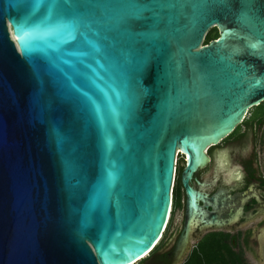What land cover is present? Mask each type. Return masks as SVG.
<instances>
[{
  "label": "water",
  "instance_id": "obj_1",
  "mask_svg": "<svg viewBox=\"0 0 264 264\" xmlns=\"http://www.w3.org/2000/svg\"><path fill=\"white\" fill-rule=\"evenodd\" d=\"M263 102L264 0H0V264L145 259L178 152L229 223L188 181Z\"/></svg>",
  "mask_w": 264,
  "mask_h": 264
},
{
  "label": "flooded vegetation",
  "instance_id": "obj_2",
  "mask_svg": "<svg viewBox=\"0 0 264 264\" xmlns=\"http://www.w3.org/2000/svg\"><path fill=\"white\" fill-rule=\"evenodd\" d=\"M225 148L229 149V166L238 165L243 173L239 180L231 183H226L222 175L216 179V154ZM206 155L205 164L199 166L188 181L201 194L196 204L220 218L231 213L232 220L223 226L210 227L205 226L199 212L188 214L187 188L182 181L187 156L180 154L176 157L173 178L178 193L177 206L161 245L143 264H184L195 251H200L207 237H214L217 246L233 251L244 264H264V102L251 108L231 134L210 145ZM188 221L191 227L188 240L178 257L174 251Z\"/></svg>",
  "mask_w": 264,
  "mask_h": 264
},
{
  "label": "trees",
  "instance_id": "obj_3",
  "mask_svg": "<svg viewBox=\"0 0 264 264\" xmlns=\"http://www.w3.org/2000/svg\"><path fill=\"white\" fill-rule=\"evenodd\" d=\"M218 35H219V31L217 28L214 27L210 29V31L207 33L205 37L204 43L205 44L209 43L213 39H216ZM177 195H178L177 187L175 186L173 190L174 208L175 206H177ZM160 245L161 243L159 242L157 247L154 249V251L157 250ZM148 257L149 256L139 261L137 264H143V262ZM184 264H244V263L233 251H230L229 249L224 248L221 245L217 246L214 237H207L202 241L200 251H195Z\"/></svg>",
  "mask_w": 264,
  "mask_h": 264
},
{
  "label": "clouds",
  "instance_id": "obj_4",
  "mask_svg": "<svg viewBox=\"0 0 264 264\" xmlns=\"http://www.w3.org/2000/svg\"><path fill=\"white\" fill-rule=\"evenodd\" d=\"M229 149L225 148L216 154V179L222 175L226 183L233 180H239L242 177V169L240 166L230 167Z\"/></svg>",
  "mask_w": 264,
  "mask_h": 264
},
{
  "label": "built area",
  "instance_id": "obj_5",
  "mask_svg": "<svg viewBox=\"0 0 264 264\" xmlns=\"http://www.w3.org/2000/svg\"><path fill=\"white\" fill-rule=\"evenodd\" d=\"M179 155H180V153L178 152V153H177V157H178ZM176 159H177V158H176ZM175 164H177V160H176ZM174 177H175V174H174ZM173 188H174V183H173V185H172V191H171V194H173ZM173 209H174V207H173V205H172V209H171V213H170V216H169L168 224H169V221H170V218H171V214H172ZM166 229H167V228H166ZM166 229H165L164 232H166ZM162 238H163V236L160 238V240H161Z\"/></svg>",
  "mask_w": 264,
  "mask_h": 264
},
{
  "label": "snow or ice",
  "instance_id": "obj_6",
  "mask_svg": "<svg viewBox=\"0 0 264 264\" xmlns=\"http://www.w3.org/2000/svg\"><path fill=\"white\" fill-rule=\"evenodd\" d=\"M139 17H141V16H139L137 14H133L132 16L129 17V19H137ZM19 26H20L21 30L24 31L25 26L24 25H19Z\"/></svg>",
  "mask_w": 264,
  "mask_h": 264
},
{
  "label": "rangeland",
  "instance_id": "obj_7",
  "mask_svg": "<svg viewBox=\"0 0 264 264\" xmlns=\"http://www.w3.org/2000/svg\"><path fill=\"white\" fill-rule=\"evenodd\" d=\"M217 32V31H216ZM170 225V224H169ZM168 229V228H167ZM167 231V230H166ZM162 242V240H160V243Z\"/></svg>",
  "mask_w": 264,
  "mask_h": 264
}]
</instances>
